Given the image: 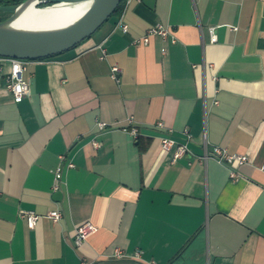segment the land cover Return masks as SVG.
<instances>
[{"label": "crops", "instance_id": "crops-1", "mask_svg": "<svg viewBox=\"0 0 264 264\" xmlns=\"http://www.w3.org/2000/svg\"><path fill=\"white\" fill-rule=\"evenodd\" d=\"M159 24L176 44L137 43ZM24 77L20 104L0 83V264H264V1L127 0L77 48L27 61ZM185 130L190 153L174 161L162 139L183 143ZM205 138L249 158L237 180L201 160ZM27 212L42 217L34 230ZM85 222L98 232L76 247Z\"/></svg>", "mask_w": 264, "mask_h": 264}, {"label": "water", "instance_id": "water-1", "mask_svg": "<svg viewBox=\"0 0 264 264\" xmlns=\"http://www.w3.org/2000/svg\"><path fill=\"white\" fill-rule=\"evenodd\" d=\"M92 1L89 10L66 28L30 31L11 27L23 11L35 3L37 10ZM124 0H26L19 5L0 6L8 16L0 22V58L23 61L45 60L71 51L92 38L111 19ZM62 196L61 193L57 194Z\"/></svg>", "mask_w": 264, "mask_h": 264}, {"label": "built area", "instance_id": "built-area-1", "mask_svg": "<svg viewBox=\"0 0 264 264\" xmlns=\"http://www.w3.org/2000/svg\"><path fill=\"white\" fill-rule=\"evenodd\" d=\"M264 1V0H261ZM120 27L124 33L129 32V27L123 22H120ZM232 31H237V28L229 27ZM218 27H210L209 34H210V43L216 44L218 42V35H217ZM153 37H160L164 41H171L173 44L177 43V40L172 37V32L168 27H165L161 24L157 25L156 27L150 29L147 34L141 39L138 40L137 43L149 45L151 39ZM163 54H167V50L163 49ZM106 58V53L103 55V59ZM11 63V72L9 75L4 76L3 70L0 67V83L4 80L6 81V86L9 92L13 95L14 100L17 104L22 103L26 97L29 95L30 88L29 84L25 81L24 73L26 71V63L27 61L23 60H16V59H6ZM121 70L118 66H114L112 68V77L117 82H120L119 74ZM159 126L162 128L163 124L160 123ZM108 126L105 123H99V128L101 130L106 129ZM132 135L136 138L139 135V130L134 128L130 131ZM185 137V141L183 143H179L170 137H165L162 139V147L163 150L168 153H173L174 161H177L181 158L187 157L190 153L189 144L193 140V136L190 133V130H185L183 133ZM96 147H99L98 143H95ZM204 155L201 158L203 162H207L209 160L217 161L219 164L227 166L231 171V177L234 180L239 178L238 168L246 165L249 162V158L244 155L240 154H231L228 149L221 148L218 146H214L212 150H210L209 142L205 138L204 140ZM66 158L65 156L61 157V160L64 161ZM68 168L73 169L75 165L73 163L68 164ZM264 172V165L262 167ZM63 172L64 167L60 166L55 172V185H54V192H59L61 190V186L63 183ZM23 217L27 220L28 226L31 230H34L39 221L41 220V216L36 214L35 212H27L23 214ZM64 215L61 211H52L49 213L48 218L51 219L55 224L59 223L63 219ZM98 232L96 226H94L91 222H85L81 224L77 228V234L75 238V246L80 247L87 242V240L95 235ZM138 257L141 255L138 254ZM125 254L122 250L117 249L114 254V258L116 259H123L125 258ZM149 264H157L156 262H151Z\"/></svg>", "mask_w": 264, "mask_h": 264}, {"label": "bare ground", "instance_id": "bare-ground-1", "mask_svg": "<svg viewBox=\"0 0 264 264\" xmlns=\"http://www.w3.org/2000/svg\"><path fill=\"white\" fill-rule=\"evenodd\" d=\"M92 6V1L71 5H59L46 10H37L35 3L26 8L11 27L30 31L59 30L80 19Z\"/></svg>", "mask_w": 264, "mask_h": 264}, {"label": "trees", "instance_id": "trees-1", "mask_svg": "<svg viewBox=\"0 0 264 264\" xmlns=\"http://www.w3.org/2000/svg\"><path fill=\"white\" fill-rule=\"evenodd\" d=\"M26 0H0V6H9V5H19L21 3H23ZM127 0H124L123 3L118 7L117 11L115 12V14L111 17V19L115 16H118L122 13L124 6L126 4ZM110 19V20H111ZM4 19L0 18V22H2ZM109 20V21H110ZM108 21V22H109Z\"/></svg>", "mask_w": 264, "mask_h": 264}, {"label": "rangeland", "instance_id": "rangeland-1", "mask_svg": "<svg viewBox=\"0 0 264 264\" xmlns=\"http://www.w3.org/2000/svg\"><path fill=\"white\" fill-rule=\"evenodd\" d=\"M7 17H8V16H4V15H1V14H0V18H1V19H4V20H5V19H7Z\"/></svg>", "mask_w": 264, "mask_h": 264}]
</instances>
